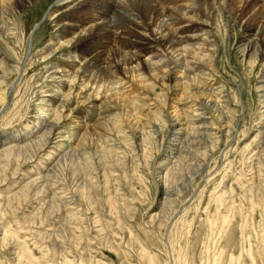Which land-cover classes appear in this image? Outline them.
I'll return each instance as SVG.
<instances>
[{"label": "rangeland", "instance_id": "374dc122", "mask_svg": "<svg viewBox=\"0 0 264 264\" xmlns=\"http://www.w3.org/2000/svg\"><path fill=\"white\" fill-rule=\"evenodd\" d=\"M200 1L215 18L218 42L214 66L219 77H205L216 98L203 96L204 105L197 108L205 120L187 116L180 137L163 120L149 139H137L129 128L113 133L108 143L88 139V156L97 168L110 170V178L103 171L99 177L91 173V189L76 171L90 169L70 152L72 133L59 128L47 150H54L53 160L47 161L45 151L7 183L0 182V264H264V54L245 50V37L255 31L236 16L238 0ZM64 2L31 0L15 12L12 35L0 30L1 49L19 67L0 87L7 96L0 103L3 147L35 143L48 133V126H41L40 108L50 99L41 88L42 76L64 50L47 62L42 54L68 14ZM161 87L156 94L164 93ZM210 98L232 106L221 112L205 103ZM230 118L237 120L234 127L224 122ZM111 149L118 161L106 154ZM65 152L69 156L63 158ZM38 162L43 164L35 171ZM168 163L176 174L168 175L166 194L159 183ZM37 177V184L29 186ZM24 186L28 199L12 196ZM61 198L66 206L59 205Z\"/></svg>", "mask_w": 264, "mask_h": 264}, {"label": "bare ground", "instance_id": "6f19581e", "mask_svg": "<svg viewBox=\"0 0 264 264\" xmlns=\"http://www.w3.org/2000/svg\"><path fill=\"white\" fill-rule=\"evenodd\" d=\"M29 1L31 0H0V30L12 35L14 26L11 22L14 21L16 13L25 8ZM64 1H66L64 4L68 3L65 5L68 14L65 19L62 18V21L58 22L60 31L54 37L48 38L45 44L46 51L42 54V58L47 62L50 56L53 57L57 52L64 50L62 58L52 63L42 76L41 88L50 99L40 108L44 113L41 126H48L46 129L48 133L43 135L42 132L40 137L36 135L35 143L21 147L11 145L7 148L0 142V182L9 181L10 177H15L16 172L22 170V166L45 153L58 135L59 128L62 129L63 126L72 133L75 140V146L68 145L70 152L77 153L73 156L78 158L79 162L81 157L84 159L85 163L80 162L83 169H90L88 172L82 171L81 166L76 171L83 173L85 189H91L93 185L89 182L91 173H96L95 175L99 177L103 171L107 176L110 170L106 167L97 168L96 160L88 156L90 154L88 139L92 143L97 141L108 143V139L113 138L111 137L113 133H124L122 131H125V128H129L139 140L142 137L149 139L150 135L154 136L161 128L160 122H166L163 120H169L173 129L177 130L174 135L180 137L184 134L181 131L187 129L185 120L187 116L193 117L196 122L205 120L204 113L197 109L204 105L201 101L203 96L216 98V90L213 89V85L208 86L205 77L207 75L219 77V72L214 66L218 47V42L214 39L215 34L217 35V26L215 18L211 19L208 9L206 10L200 0ZM238 1L236 16L245 24H250L255 31L252 38L245 37L246 41H249L245 45V50L259 49L264 54V0ZM245 17L247 18L244 20ZM16 65L18 64L14 65L0 47L1 88L8 76L18 71L19 67ZM158 84L165 89L162 95L156 94L155 88ZM224 88L226 87L222 86L220 93ZM170 94L176 98L171 99ZM211 98L205 103H213L212 105L220 108L221 112L222 107L230 110L232 106L230 103L223 105L212 101ZM6 101V94L0 92V103L5 104ZM188 104H191L190 107H186ZM111 112L113 114L109 115ZM83 113L87 114L82 115ZM89 114L92 115L90 119ZM224 122L234 127L237 120L230 118ZM226 125L225 127H228ZM89 145L92 146L91 143ZM111 150L106 154L113 157V149ZM53 151H47L49 152L47 161L54 159ZM60 154L65 158L68 152ZM114 159L118 161L116 156ZM168 162H171V157L168 158ZM39 164L35 171L40 169L43 163ZM172 164H166L167 171L159 183L164 192H168V175L176 174L175 167L169 168ZM50 171L53 172V169ZM39 178L32 180L29 186L37 184ZM27 185L25 186L28 187ZM25 186L12 196L20 200L28 199L30 195L27 189L24 190ZM31 187L29 190H33ZM167 192L166 194H169ZM60 200L62 203L59 205L66 206V198Z\"/></svg>", "mask_w": 264, "mask_h": 264}]
</instances>
